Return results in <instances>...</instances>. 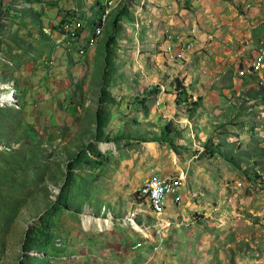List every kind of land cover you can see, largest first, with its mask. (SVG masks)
Segmentation results:
<instances>
[{
	"label": "rangeland",
	"instance_id": "rangeland-1",
	"mask_svg": "<svg viewBox=\"0 0 264 264\" xmlns=\"http://www.w3.org/2000/svg\"><path fill=\"white\" fill-rule=\"evenodd\" d=\"M107 1L0 0V264H264V0Z\"/></svg>",
	"mask_w": 264,
	"mask_h": 264
},
{
	"label": "bare ground",
	"instance_id": "bare-ground-1",
	"mask_svg": "<svg viewBox=\"0 0 264 264\" xmlns=\"http://www.w3.org/2000/svg\"><path fill=\"white\" fill-rule=\"evenodd\" d=\"M110 2H115L114 0H108L107 2H106V5H105V7H104V9H103V12H102V14H101V16L99 17V19L97 20V21H95L96 22V24L95 25H93V27L94 28H92V29H95V27L98 25V23H99V26H97L96 27V29H95V33H94V35H95V38H99L100 36H102V34H103V32L105 31V28H106V26L108 25V23H109V20H110V18H111V15H113L112 14V12H113V9L109 6V7H107L108 5H109V3ZM116 3V2H115ZM114 4H111V6H113ZM117 5V4H116ZM117 7H118V5H117ZM106 8H107V11H106ZM105 11H106V16L103 18V16H104V14H105ZM115 11V10H114ZM114 13V12H113ZM101 18H103L102 20H101ZM107 19V21L105 22V20ZM66 26L64 27L65 28V31H66V33L67 32H71L72 31V33H70V34H65L66 36H65V39L67 40V39H69V38H76L77 40H78V37H77V31H76V29L75 28H72L71 27V25L70 24H65ZM196 33V32H195ZM196 41V40H195ZM193 51V50H192ZM68 54V53H67ZM6 98H10V99H12L13 98V95H9V96H7ZM186 105V104H185ZM108 147H112V146H109V145H104V149L105 150H108ZM158 181H161V180H158ZM148 182V181H147ZM163 182V184H165V185H174V188H173V191H172V194L171 195H173V194H175L176 192H177V189H178V185L176 184V183H172V182H167V181H162ZM145 192H146V196L151 200L150 202H152L151 203V206L153 207V211H152V213L153 214H157V213H155V211H158V210H160V208L162 207V205L161 204H159L158 202H157V200H156V196H149V195H147V188L145 187ZM169 194H170V189H163V205H164V201H165V199H166V197H168L169 196ZM171 199H174V198H168L167 199V201H166V204L168 203V201L169 200H171ZM165 208V207H164ZM164 210V209H163ZM162 210V211H163ZM161 211V212H162ZM98 223V224H100L101 226H103L104 225V222L102 221V220H94L93 218H91V217H88V218H86V225L87 226H90V225H92V224H94V223Z\"/></svg>",
	"mask_w": 264,
	"mask_h": 264
},
{
	"label": "built area",
	"instance_id": "built-area-1",
	"mask_svg": "<svg viewBox=\"0 0 264 264\" xmlns=\"http://www.w3.org/2000/svg\"><path fill=\"white\" fill-rule=\"evenodd\" d=\"M106 21H107V19L105 20V22ZM70 33H72V31L71 32H67V33H62V35L70 34ZM171 50H172V48H171ZM263 67H264V56L259 54V55L256 56L255 61L251 65V71L254 73V72L262 70ZM144 187L147 188V195L156 196L157 202L159 204H161L162 208H163V200H164L163 199V189H170L169 198H171V194H172L174 185H165V184H163L162 181H158L157 180V174H154L152 176V178L145 184Z\"/></svg>",
	"mask_w": 264,
	"mask_h": 264
},
{
	"label": "crops",
	"instance_id": "crops-1",
	"mask_svg": "<svg viewBox=\"0 0 264 264\" xmlns=\"http://www.w3.org/2000/svg\"><path fill=\"white\" fill-rule=\"evenodd\" d=\"M105 5H106V3H105ZM104 7H105V6H104ZM70 9H75L74 11H77V10H79V9H78V7H77L76 5H73V6H71V8H70ZM69 12H70V11H69ZM215 12H218V8H216V9H215ZM72 13H73V12H72ZM65 20H66V19H65ZM65 20H64V21H65ZM64 21H62V22H61V24H62ZM90 25H91V24H90ZM95 28H96V27H95ZM89 42H90V41H89ZM97 42H98V41H97ZM96 44H97V43H96ZM96 44H95V45H93L92 47H95V46H96ZM96 47H97V46H96ZM93 49H95V48H92L91 50H92V51H94ZM91 50L89 51V53H91V52H92ZM95 50H96V49H95Z\"/></svg>",
	"mask_w": 264,
	"mask_h": 264
},
{
	"label": "clouds",
	"instance_id": "clouds-1",
	"mask_svg": "<svg viewBox=\"0 0 264 264\" xmlns=\"http://www.w3.org/2000/svg\"><path fill=\"white\" fill-rule=\"evenodd\" d=\"M68 15H69V14H68ZM68 15H66V16H68ZM62 21H63V20H62ZM62 21H61V22H62Z\"/></svg>",
	"mask_w": 264,
	"mask_h": 264
}]
</instances>
